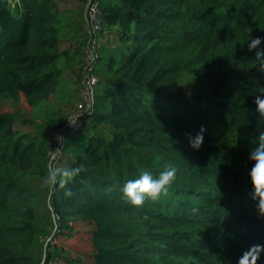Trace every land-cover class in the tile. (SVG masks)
<instances>
[{"label":"trees","instance_id":"trees-1","mask_svg":"<svg viewBox=\"0 0 264 264\" xmlns=\"http://www.w3.org/2000/svg\"><path fill=\"white\" fill-rule=\"evenodd\" d=\"M97 1L100 32L115 27L118 42L100 46L93 112L65 135L58 160L66 152L65 168L83 170L49 191L54 236L70 239L82 222L92 264H238L251 246H264L247 175L264 130L253 103L264 73L245 43L264 38V0ZM62 14L57 0H0V264L38 262V201L28 179L59 168L48 164L63 120L45 106L61 89L64 60L77 49L83 57L85 45L81 38L76 51L60 48ZM22 99L41 107L44 118L33 123L40 133L14 127ZM201 126L193 150L186 133ZM170 164L177 172L166 197L141 209L124 203L126 181Z\"/></svg>","mask_w":264,"mask_h":264},{"label":"rangeland","instance_id":"rangeland-1","mask_svg":"<svg viewBox=\"0 0 264 264\" xmlns=\"http://www.w3.org/2000/svg\"><path fill=\"white\" fill-rule=\"evenodd\" d=\"M87 2L88 0H82L81 3L79 2L78 4V6L81 5V17L83 16ZM10 4L12 6L13 13L17 14V11L15 10V8H17L15 1H11ZM78 34L79 37L83 39L82 45H84L86 42L85 35L81 31ZM117 42V35L112 32H99L96 37L98 50L102 45L110 47L113 44H117ZM62 43H64V41ZM79 47L80 50H84L81 46ZM78 54L80 55V53ZM77 58L78 59L76 60V57H70L69 59L64 60V63L61 61L64 65L63 73L60 79L61 89L49 95L47 99L48 104L45 106V108H47L48 116H51V112H54L57 117L62 118L61 120L63 121L60 128H64L63 130H66L68 126L79 120H84V118H81L82 111L78 107L84 79L82 80V76L79 79L75 78V74L77 72H73L78 68L80 74L84 73V62L83 57ZM75 61L78 62V66L73 67V64H75L73 62ZM95 68H93V71ZM77 80H79L80 83H77ZM22 100L24 102H22V105L19 107L21 113L16 120L14 127L24 132L33 130V132L40 133L39 131H35L33 123H38L42 121V118H44L43 116L40 117L41 107L36 110L35 108L31 110L25 100ZM2 109L10 110L11 106L5 105ZM82 124H84V122ZM60 131L61 130H57L55 134ZM57 163L59 168H65L69 164L68 154L65 152L62 159L58 160ZM46 180V178L42 177H33L28 179V183L36 193L38 201L37 226L41 235L39 236V240H37V242L40 243L38 252L37 247L34 251V255L37 252V264H92L88 227H86V225L82 222H78L74 225L75 232L72 238L68 239L62 235L54 236L56 229L55 221L49 206V191L52 188V185L46 184ZM77 259L80 261H72Z\"/></svg>","mask_w":264,"mask_h":264},{"label":"clouds","instance_id":"clouds-1","mask_svg":"<svg viewBox=\"0 0 264 264\" xmlns=\"http://www.w3.org/2000/svg\"><path fill=\"white\" fill-rule=\"evenodd\" d=\"M248 51L254 52V58L257 63L253 66L257 71L264 73V38L256 36L250 37L245 41ZM244 43V44H245ZM255 104V113L261 123H264V92L258 93L253 100ZM206 129L201 126L199 131L192 135L186 133L189 146L193 150H199L204 139ZM248 160L251 167L248 170V179L251 185L249 197L255 202L259 217L264 218V130L257 134V142L254 148H250ZM83 170V166L72 168H52L46 184L55 187L57 184L61 189H65L74 178ZM177 169L174 165H168L158 176H153L150 171H143L138 178L129 179L120 188L122 193L121 199L124 203L133 206L135 209L144 207L145 202L156 203L163 197H166L171 184L176 179ZM65 196L73 195L71 189L64 192ZM193 211H196L193 209ZM264 251V246L253 245L242 254L238 264H256L260 252Z\"/></svg>","mask_w":264,"mask_h":264},{"label":"built area","instance_id":"built-area-1","mask_svg":"<svg viewBox=\"0 0 264 264\" xmlns=\"http://www.w3.org/2000/svg\"><path fill=\"white\" fill-rule=\"evenodd\" d=\"M83 29L85 32L86 42L83 50L84 62V80L80 92L79 109L82 111L81 118L74 124L67 127L66 130H61L56 133L52 140V152L49 157V168H52L58 161L65 146V135L70 133L69 129H76L83 122L89 120L94 104L97 86V77L93 73L94 63L96 62L99 52L96 44V37L102 29V20L100 16V7L97 0H88L83 13Z\"/></svg>","mask_w":264,"mask_h":264},{"label":"crops","instance_id":"crops-1","mask_svg":"<svg viewBox=\"0 0 264 264\" xmlns=\"http://www.w3.org/2000/svg\"><path fill=\"white\" fill-rule=\"evenodd\" d=\"M82 0H57L58 8L63 11V14L59 17V24L63 25L65 28L63 29L64 38L61 41L60 45L61 49H69L71 51H76L75 47L81 43V37H79V32L83 33L82 26V17L80 15L81 5L78 6L79 2ZM17 8L20 9V6L17 2H15ZM16 9V8H15ZM116 28H112L107 32L116 33ZM113 35V34H112ZM114 45V44H113ZM76 60L78 59V49H77ZM77 61L73 62L76 63Z\"/></svg>","mask_w":264,"mask_h":264}]
</instances>
